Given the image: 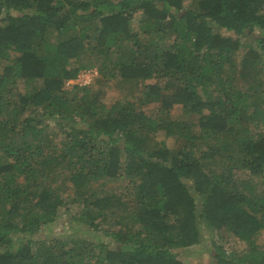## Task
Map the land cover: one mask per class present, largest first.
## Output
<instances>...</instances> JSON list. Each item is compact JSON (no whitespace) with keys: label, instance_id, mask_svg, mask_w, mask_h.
<instances>
[{"label":"trees","instance_id":"obj_1","mask_svg":"<svg viewBox=\"0 0 264 264\" xmlns=\"http://www.w3.org/2000/svg\"><path fill=\"white\" fill-rule=\"evenodd\" d=\"M0 61V264H185L205 228L243 243L216 263L264 264V0H0ZM92 65L158 115L65 86ZM63 207L96 239L44 237Z\"/></svg>","mask_w":264,"mask_h":264},{"label":"rangeland","instance_id":"obj_2","mask_svg":"<svg viewBox=\"0 0 264 264\" xmlns=\"http://www.w3.org/2000/svg\"><path fill=\"white\" fill-rule=\"evenodd\" d=\"M188 3L189 0H186ZM243 41H245V38H242ZM87 57V56H86ZM91 58V56H90ZM89 59V57H87ZM3 66V61H0V71ZM91 69L92 70V75L88 77H84V79H88L90 77V83L93 84V87H95L94 82L96 81L97 78L100 79L102 83H105L106 85V95L104 97V102L106 105H110L112 102L115 101H122L124 98H130L133 99L136 103L142 102L144 104L141 105L143 109H145L148 113H152L153 115H158L157 111V101H145L147 95L144 93V89L141 88L140 90L139 87L141 85H131L127 82H120L117 81L116 78H110L108 80L103 79L102 76H100L97 72L94 73L93 70L96 69L95 65H92L91 67H87L86 69H82L80 71L83 72L85 70ZM97 70V69H96ZM84 73V72H83ZM85 76V73L83 74ZM81 78H83L81 76ZM80 78V79H81ZM79 80V79H78ZM148 82L154 81L153 79L147 80ZM161 81V80H160ZM77 82L76 78L72 80H67L66 85L68 88L71 86V83ZM170 117L173 118H178V119H185L187 121L193 120L194 119V114L189 113L186 111L180 104H176L171 110H170ZM53 131L56 130V126H54L53 123H49L47 126V131ZM156 137L159 139L164 138L165 141L170 145V146H176L179 143V140H176L172 136H165L163 132L159 131L156 134ZM123 172V170L121 169ZM68 186L66 188V191H62L61 194L63 196H67L71 192V184L68 183ZM127 182L124 177L120 178H106L101 175H98L96 178H94L88 187V191L92 190H103L108 191V190H118L122 194H128L129 190L127 188ZM126 202L125 204H129L131 201L128 200V197L125 198ZM76 209L73 208L71 210H66V207H63L60 210L59 215L55 218L54 221L49 222L41 227L40 232L43 233L44 237L49 238L53 237L55 235H61V234H67V233H78V235H82L87 238H95V230L89 229L86 224L81 223L78 221V219L73 215L75 214ZM74 217V218H73ZM204 237L203 241L201 244H194L191 245L188 250L186 248H181L178 253V257L185 263V264H218L216 263L215 259H213V252L210 251L212 247V242L215 241L216 243L224 246L226 250H239L243 248V243L241 240L236 238L233 234L227 233L224 230H219V231H211L207 228L204 229ZM27 235L25 234H19L16 236H13L11 240H16L18 238H27ZM258 243H261L263 249H264V230H262L257 237ZM5 244H3L4 246ZM198 249H200L198 251ZM212 250V249H211ZM201 252L198 254V252ZM214 262V263H213Z\"/></svg>","mask_w":264,"mask_h":264},{"label":"built area","instance_id":"obj_3","mask_svg":"<svg viewBox=\"0 0 264 264\" xmlns=\"http://www.w3.org/2000/svg\"><path fill=\"white\" fill-rule=\"evenodd\" d=\"M85 73V76H83V74ZM83 72H79L78 73V75H77V77H76V80H77V82L79 83V84H87V83H90V77H91V75H92V70L91 69H88V70H85V71H83ZM93 72L94 73H96L97 74V70L95 69V70H93ZM90 75V77L88 78V79H84V77H88ZM81 76L83 77V78H81ZM81 78V79H80ZM79 79V80H78ZM70 80H72V79H70Z\"/></svg>","mask_w":264,"mask_h":264}]
</instances>
